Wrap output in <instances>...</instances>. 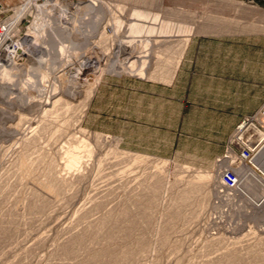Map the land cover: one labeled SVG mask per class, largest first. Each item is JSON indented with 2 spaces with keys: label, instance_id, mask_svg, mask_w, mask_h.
Returning <instances> with one entry per match:
<instances>
[{
  "label": "rangeland",
  "instance_id": "obj_1",
  "mask_svg": "<svg viewBox=\"0 0 264 264\" xmlns=\"http://www.w3.org/2000/svg\"><path fill=\"white\" fill-rule=\"evenodd\" d=\"M93 1L109 8L92 35L53 48L52 71L27 90L0 89V264H95L99 253L120 256L141 241L146 251L134 250L128 264H226L231 250L241 264H264V97L248 113L244 106L251 89L264 86V0ZM28 2L0 10L2 54L16 41L33 47L36 7L10 27ZM33 60L16 63L25 72ZM95 61L93 74L87 63ZM52 102L62 115L51 114ZM45 113L49 122L38 131ZM59 124L66 129L53 142ZM83 140L92 146L89 157ZM248 144L256 147L249 164L238 156ZM70 152H78L76 167L67 166ZM25 155L40 161L18 180ZM135 155L146 162L128 168L123 159ZM49 167L62 184L46 195L39 187ZM156 172L162 180L154 206L133 207L150 196L144 185ZM206 172L204 202L198 196L171 220L186 184L178 178ZM228 172L232 188L222 185ZM125 204L140 219L131 228L128 219L121 223L130 236L110 240L107 226L94 244H72Z\"/></svg>",
  "mask_w": 264,
  "mask_h": 264
},
{
  "label": "bare ground",
  "instance_id": "obj_2",
  "mask_svg": "<svg viewBox=\"0 0 264 264\" xmlns=\"http://www.w3.org/2000/svg\"><path fill=\"white\" fill-rule=\"evenodd\" d=\"M37 1L38 0H29L28 4H26L25 7L20 9V11L18 10L19 12L17 13V15L15 14L16 17L15 16L13 17L15 20L12 22V25L10 26L11 28H13V26L17 23L16 22L17 20L24 17L30 11L29 10L30 7L32 8V6H34L38 10V11H36V12H38V14L36 13L37 15L33 21L32 27L29 30L31 38L34 39L33 40L34 41L33 47L29 48L26 45L28 41H26V44L25 43L23 44V42H21V41H16V42H13V44L10 46V50L5 51V54H2L0 51V62L2 61V63L0 64V89L2 87H3V89L4 88L6 89L7 86L10 87V86H13L15 84V85H18L19 87H21V89L27 90V88L35 85L33 80H35L41 73H43V72L48 73L50 70L52 71V69H53L52 66H54V65H52L51 68L49 69L51 61H49V57H48V54L52 53V49L56 48V47L60 48L62 43H66V45H64V49H66L69 45L68 44L69 41H72V44H73L78 39L80 40V38L90 36L89 34L92 33L91 31L93 29L92 23L99 21V19L101 17L100 14L103 12V10H105L104 6L107 7V5L105 3H104V5L103 4L99 5L100 3L98 4L97 0H96V2L99 6L96 3H94L93 0H78L77 3L71 2V4L66 3L65 0H45V3L41 4V5H38ZM108 8H109V6L106 9H108ZM14 13H16V12H14ZM42 14H43V16H41ZM31 18H32V16H31ZM67 22H69V23L72 22V23H70L68 25ZM2 34L0 35V47L4 41V37H2ZM5 39H6V37H5ZM57 44H58V46H57ZM45 46H46V48H45ZM60 51H61V49H60ZM18 52H21L20 56L17 55ZM24 56H26L29 59L34 58L33 61H35V62L32 63V64H34L33 67L30 66V67H28L27 71L21 72L23 70L20 71L21 68L19 69V67H18L19 64H17L16 61L18 58H21ZM46 58H47V60H46ZM93 59H95V58H93ZM93 59H92V61H93ZM97 59L99 60V58H97ZM48 64H49V66H48ZM95 64H97V65H95ZM87 65H89L91 67V69L92 68L95 69V70H92L93 74H95V72L98 71V68H99L98 61L91 62L90 64L87 63ZM83 71L84 70H82L80 72H83ZM93 74H91V75H93ZM42 93H46V91L43 90ZM69 98L66 97L65 99L70 100L71 98L70 99ZM68 100L65 101L66 103L64 102L63 104L66 105ZM60 105L61 104L58 102L49 103L48 106L50 108V111H53V113H51V114H55V115L61 114L62 108H61V110L58 108V107H60ZM46 114H48V113L44 114V117L41 119V123H40V126L38 128L39 130L36 129V131L37 130L38 131L44 130L46 124H48L49 115H51V114L50 113H49V115H46ZM57 120H59V119H57ZM50 122H52V121H50ZM53 125L55 126V123ZM54 126H53V128H54ZM65 129H66V126L64 124L55 128L53 130V132H51V135H50L51 140L56 138V136L60 135L63 131H65ZM94 137H95V135H94ZM99 138H100V135L96 136V138H95L96 141L99 140ZM84 139L87 140L88 137H86V135H85ZM31 141H32V143L34 142L32 140V137H31ZM88 142L90 143L89 140L87 142L83 140L82 146H84L83 147L85 150L84 154H87L89 157L92 154V151H91L92 146H90L88 144ZM94 144H95V141H94ZM90 147H91V149H90ZM117 152H116V150H111L110 153H108V154L115 155L116 157L117 156L121 157L122 154L117 153ZM77 153L76 152H70L69 160H68V164H67L68 168L76 167V165L79 164L80 161H79V156ZM38 154H40V153H38ZM81 154H82V152H81ZM81 154L79 153V155H81ZM43 157H41V158H43ZM116 157H114V158H116ZM126 158H127V156H126ZM121 160H122V158H121ZM39 161H40L39 159H37V160L30 159L29 155L22 156L20 161H19L17 169L15 168L19 172V178H18V176H16V178L18 180L24 179L32 171H34L33 170V169H35L34 164H36ZM123 161H124L123 163L126 162L125 164H127V166L128 165H140V164H143L146 162V158L143 156L135 155V156H128V158L126 160L123 159ZM160 166H162V165H160ZM50 167H51V165H50ZM50 167L48 169L47 175H45V176H47L45 183L39 187V190H41L46 195L51 193V192L57 193L58 190L60 191V187L62 184V179H60L58 177V175H56V172L52 171L50 169ZM129 167L131 168V166H128V168ZM187 168H189V167H187ZM203 173H205V172H203ZM122 174H124V173H122ZM161 174L162 173H160V172H156L150 177L151 180L149 181V183H145V185H144V192L146 191V192L150 193V196H148L146 194V196L136 198L133 201L134 203H132V204H134L133 207L140 208V207H144V206H148V207L154 206L155 197H157L158 192L161 188V180H162ZM14 175H15V173H14ZM17 175H18V173H17ZM196 175L195 176H189L186 178H178L180 180L186 179V184H185L184 188L178 193L177 203L174 207V210H176V211L173 212L169 216L171 218V220L178 219L179 217H181L180 211L182 209L187 208L192 203H194L198 196H200V198H201V196L204 194L205 187L208 185V183L210 181L209 179L211 178V175L207 174V172L204 175H202L201 173H200V176H196ZM16 178H15V180H16ZM148 179H149V177H148ZM16 182H17V180H16ZM16 182L14 181V183H16ZM6 187L8 188L9 186H5V189H6ZM2 191H3V189H2ZM3 194H5V193H3ZM5 195L8 196V193H6ZM201 199H202V202L201 201L200 202L203 203L204 198L202 197ZM33 205H35V204H33ZM131 207H129V205L125 204L120 209L119 212H116L117 214L115 216L112 215V216H114L111 219L112 221L108 220V219L103 220L99 224V227H100V228L98 227L99 229L94 230L88 237H81V238L77 237L78 239H75V241H73L72 244L80 243L83 245L86 242L94 244V242H96L98 240L103 228H106L107 226L108 227L103 234L105 235L106 238H108L110 240L117 238L120 235V233H123V232L126 233L128 236H130L132 231L129 230L128 228L137 226V224H138L137 222L140 221L139 218L137 221L133 220V218H137V217L131 215ZM142 217L145 218V215H143ZM125 219L129 220V222L126 226L128 228L126 230L121 228V223H123V221ZM0 225H2V222L0 223ZM124 225H125V223H124ZM126 234H125V237H127ZM250 238H251V235H250ZM262 238H263V236H262ZM263 240H264V238L262 239V241ZM143 242L144 241H141V244L137 245L135 247H130V248L125 249L124 251H122L120 256H116L115 254L106 250L104 253H99V255L94 256L93 261L95 264H128L129 260H131V258H130L131 253L134 250H136L140 254H143L146 251V249H144V243ZM236 242L238 243V241H236ZM236 242H235V244H236ZM227 250H228V248H227ZM228 251H230V250H228ZM228 253H229V258H228L226 264H241V259L238 257V255H236V252L231 250Z\"/></svg>",
  "mask_w": 264,
  "mask_h": 264
},
{
  "label": "crops",
  "instance_id": "obj_3",
  "mask_svg": "<svg viewBox=\"0 0 264 264\" xmlns=\"http://www.w3.org/2000/svg\"><path fill=\"white\" fill-rule=\"evenodd\" d=\"M20 0H0V10H3V9H7L9 8L10 6L18 3ZM1 13V11H0ZM245 88V89H243ZM243 88H239L238 87V91L242 89L243 90H247L246 89V86H243ZM252 88V86L249 88V90ZM252 93L251 95L249 96V102L245 103L244 106L246 108V113H248L249 111H251L253 108H255L256 106H258L259 104V101L262 100V98L264 97V86L261 87L260 89L258 88H255L254 90H252ZM247 108H248V111H247Z\"/></svg>",
  "mask_w": 264,
  "mask_h": 264
},
{
  "label": "built area",
  "instance_id": "obj_4",
  "mask_svg": "<svg viewBox=\"0 0 264 264\" xmlns=\"http://www.w3.org/2000/svg\"><path fill=\"white\" fill-rule=\"evenodd\" d=\"M261 110L264 111V104H263ZM248 121L249 120H244V121H242V123H247ZM250 122H252V121L250 120ZM239 143H241V142H239ZM241 144H243V143H241ZM248 146H247L248 148H246V149H243V150L241 149L238 153V156L242 159L243 162L249 164L253 160V155L256 151V147L253 148L252 147L253 144H248ZM223 179H224L223 183H222L223 187L232 188L234 186L235 181H234V178L230 172L226 173L223 176Z\"/></svg>",
  "mask_w": 264,
  "mask_h": 264
}]
</instances>
